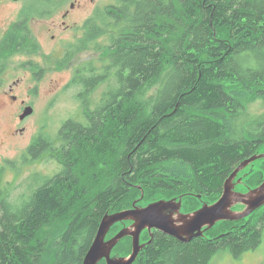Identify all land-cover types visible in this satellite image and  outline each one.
<instances>
[{
	"label": "trees",
	"instance_id": "1",
	"mask_svg": "<svg viewBox=\"0 0 264 264\" xmlns=\"http://www.w3.org/2000/svg\"><path fill=\"white\" fill-rule=\"evenodd\" d=\"M64 1L30 0L23 11L49 16ZM109 19L105 73L76 77L91 89L107 84L91 122L65 124L61 169L26 198L14 204L0 191V264H82L106 214L129 210L141 193V206L178 195L186 211L213 203L233 170L264 149V112L251 117L245 105L264 102V0H116L86 22L93 31L80 46ZM47 144L36 137L27 151L36 159L55 148ZM261 162L249 186L263 182ZM263 229L260 209L221 222L207 235L222 238L210 243L154 232L133 264H207L219 247L236 255L257 246ZM122 242L114 252L126 256L131 243Z\"/></svg>",
	"mask_w": 264,
	"mask_h": 264
},
{
	"label": "rangeland",
	"instance_id": "2",
	"mask_svg": "<svg viewBox=\"0 0 264 264\" xmlns=\"http://www.w3.org/2000/svg\"><path fill=\"white\" fill-rule=\"evenodd\" d=\"M18 1L19 2L17 3H13V0H0V25L4 24V22L8 23L12 21L13 16L17 14L21 8H24L28 2H30V0ZM115 3L116 0H67L62 2L60 8L50 13L49 16L35 18L32 21L31 28L33 37L35 38L34 41H36L35 44L37 45V50L32 52V56L29 57V59L33 62V66L31 68L33 75L31 80H24L25 74H23L22 70H20L19 66L17 65L25 59V56L20 57L17 55L12 59V62L16 63L14 64V66L16 65L14 77L17 76V78H22L23 80V87L21 89L19 88L20 90L17 89L15 92L18 94L19 101L22 99H27L25 86L28 85V82H31L30 85L32 87V96L26 100L27 103H31L33 108L31 117L27 118L23 123L12 118H10L12 119L11 121L8 120V116L6 117L5 112L7 99L4 95H0V191L5 192V194L8 196L7 201L18 204L23 198H26L30 194V190H32V188H35L38 184H40V180L42 178H51L56 172L59 171L58 163H60L59 160L62 159L60 157L58 159L56 158V146L62 139L60 137L61 133L66 129L65 124L69 120H79L82 113V100L84 98V95L82 94H85L90 89L88 87L86 88L81 86V83L71 84L73 82L71 79L75 69L80 66V62H77L76 59L74 60L73 56V53L75 54L78 52V50L76 51L78 47H75V50L69 55L70 61L67 60L65 55H62L63 59L61 61L58 62L56 60L61 57V54L66 47L64 45V48H60L56 41H58L60 38H65L67 41L76 39L74 33L69 32L64 35L61 34L64 26L82 25L85 19H88L91 14H93V12L95 14L97 10H102L103 8L109 5H114ZM70 4H74V7L69 15L64 17L63 14L66 11H69ZM62 22H64V26H61ZM52 35L56 36V41H52ZM105 42L106 40L103 36L100 39H96L88 43L86 55H94L96 58V66H101L103 58L107 55L106 50L101 48V46L105 47ZM94 46L96 49H100L94 50ZM82 58L84 59V57ZM106 86L107 84H105V82H101V84L97 83L94 85L93 89H90L88 92L89 98L87 100L88 104L90 102L89 108L93 107L94 104L98 102L100 96L105 91ZM151 93L152 90L149 92V94ZM245 105L246 110L251 117L264 112V102L262 100H249L248 102H245ZM19 112L20 110H18V113ZM22 127L23 130L18 131L16 135L13 136L14 129H21ZM36 137H40V139L45 140V142H47L49 145H53L55 148L52 149L55 150L52 151L53 154L50 155H48L47 151L45 150L43 151L44 154H40L42 156H39L36 159L31 157L32 159L30 158L31 160L29 161L27 160L28 155L25 154V152ZM259 154H264V149L260 150V152L255 155ZM261 160L262 159H258L254 161L237 176V178L234 180L233 191L238 189L235 190V192L240 193L242 184L246 182L245 178L247 174H249L250 170H256L262 163ZM84 166L86 167L87 164L84 163ZM79 172L81 173V169ZM86 178L87 176H84V179ZM238 179H240V183H237ZM142 197L143 193H141L140 198H136L132 202L130 209H132L134 206L139 208L147 206L148 204H144L143 206L140 205V199ZM175 198L172 199H175L176 202L181 201L182 206L185 204V202H188L187 198H183L180 195ZM197 199H199V197H197ZM205 202L206 200H203L200 202V204L207 205ZM182 206L180 211L182 215L191 214L198 210L196 209L194 211H186L183 210ZM242 206L243 205L238 204L236 207L233 206L236 208L235 210L232 209L233 207L231 209L235 212H242L245 208ZM247 218L243 220H247ZM126 222L118 224L120 230L127 227ZM217 226L213 225L211 229L217 228ZM145 236L150 238L145 243V245H148L152 241L151 233H145ZM125 238L129 240V237ZM195 238L204 240L205 236L202 233L201 236H194L192 240ZM122 241L123 239L120 240L116 245H119V250L122 249V247L126 244ZM144 241H146L145 237ZM262 242L264 243V231L262 233ZM181 243L185 244L184 242ZM224 251L235 256V254L228 250ZM128 255H130V253L123 257H127ZM236 262L237 261H232L231 257L224 255L220 256L219 258L216 256L212 264H264V255L263 252L256 250L254 252L244 254L241 258V261L238 263Z\"/></svg>",
	"mask_w": 264,
	"mask_h": 264
},
{
	"label": "flooded vegetation",
	"instance_id": "3",
	"mask_svg": "<svg viewBox=\"0 0 264 264\" xmlns=\"http://www.w3.org/2000/svg\"><path fill=\"white\" fill-rule=\"evenodd\" d=\"M17 2H19V1H13V3H17ZM73 7H74V4H70L69 11H66L63 14V16L64 17L68 16L69 13L72 11ZM24 8H21L20 11L13 16L12 21H10L8 23L4 22V24L0 25V33H1L0 34V95H4L6 97V99H7V104L5 105V108H6L5 112H6V117L8 116L7 117L8 120L11 121L12 119H14V120H18L21 123H23L27 118L31 117V115H32V114H30L29 116H26L23 119H21V116L23 115L24 111L27 108H29V107L32 108L31 103L30 102L27 103V101H26L28 98H31V96H32V87L30 85L31 82H28V85L25 86L27 99L26 100L22 99V100L19 101L18 100V94H16L15 92H16L17 89H19V88L21 89L23 87L22 86L23 85V80H22V78L21 79L17 78V76L14 77V75H15L14 73H15V69H16V67H15L16 65L14 66V64H16V63H13L12 59L15 56H17V55L20 56V57H24L25 56L24 57L25 59L22 60L17 65L19 66V69L22 70L23 74H25L24 80L25 81L27 79L31 80L32 79V75H33L32 74V70H31V68L33 66V62H32V60L29 59V57L32 56V54H33L32 52H34V50H33V40H35V38L33 37L32 28H31V24H32V21L34 19L31 17L30 13L23 11ZM93 15H94V12H93V14H91V16L88 19H85V21L83 22L82 25H79V26L78 25H76V26H74V25H68V26L66 25V26H64L63 25L64 22H62L61 26H64V28H63V31H62L61 34L64 35V34L69 33V32L70 33H74V35L76 36L75 40L73 39V40L67 41V39H65V38H60V39H58V41H56V39H57L56 36H53V35L51 36L52 41H56L57 45L60 48L61 47L64 48V45L66 46L65 50L61 54V57L56 59L58 62L63 59L62 55L63 56L65 55L67 60L70 61L69 55L75 50V47H78L76 49V51L78 50V52L75 53L76 55L73 53V56H74V60L76 59L77 62H80V64H79L80 66L75 69V72H74L73 77H72L71 80L73 81L74 79H78L77 82L79 84L81 83V86L86 87V88H87V85L84 82H82V79L76 78V77H80V76L91 77V75L93 73H96V71H99L100 74H101V76L99 78H101L103 76V73H105V71H106V70L102 69V67L104 65V62L101 63V66H96V61H95L96 58L94 57V55H92V56L86 55L87 46H88L89 42L87 44L83 45V46H80V44H79L80 40H82L83 38L86 37L87 30L93 31V29H91V26L85 25L86 22H88V20ZM90 23H92V24L96 23L95 19L91 20ZM107 23H108L107 28H104V32L105 33L100 35L97 39H100V38H102L104 36L105 40H106L105 45L109 47V46H111L110 36L113 33V29H112V25H111V20L110 19L107 21ZM90 42H92V41H90ZM93 49L95 50L96 47L94 46ZM108 54L109 53H107L106 56H108ZM82 57H84V59ZM108 63H109V60L107 61L106 65H108ZM76 72L77 73L79 72V73L77 74ZM105 78H107L106 80H110L111 77L106 73V76L104 77V80H105ZM92 80H97V79L95 77ZM90 89H91V87H90ZM90 89L88 90V92L90 91ZM88 92H86L84 94V98L82 100L83 101L82 113L80 115L79 120H77L76 122H80V123H84L85 121L91 122L90 121V119H91V110H93V108L96 107L95 105L97 104V102L94 104L93 107L89 108L90 102H89V104L87 102V100L89 98L88 97V95H89ZM18 110H20L19 113H18ZM32 110H33V108H32ZM32 113H33V111H32ZM10 118H12V119H10ZM22 130H23V127L21 129H14V131H13L14 135L13 136H15L18 131H22ZM59 144L61 146H63L64 141H62V139H61L59 141L58 145ZM28 148H29V146H28ZM54 150L55 149H52V148L49 147L47 149V154L48 155L53 154L52 151H54ZM57 151L60 152L61 149H57ZM25 154L28 155L27 160L30 161L32 158L29 155L28 151H26ZM43 154H44V152H43ZM0 167H1V164H0ZM58 167H60L59 169H61V167H62L61 164H58ZM253 188H255V187L249 186L247 183H243L242 186H241L240 193H246L250 189H253ZM235 190H238V189H235ZM4 196H7L5 194V192H3V196L1 195V197H4ZM220 196H221V194H220ZM205 200H206L205 203L207 205L212 204L209 201H207V199H205ZM202 201L200 200V202H202ZM201 206H202V204H200V206L195 208L194 210L199 209ZM236 206H238V205H236ZM236 206H234V207H236ZM234 207L232 208L233 210L236 209ZM260 209H264V206L261 207ZM260 209H258V210H260ZM194 210H192V211H194ZM180 211H181V209H180ZM126 224H127L126 226L129 227L131 225V222H126ZM219 224L220 223L218 222V223L215 224V226H217ZM214 229H211V230L207 229V226H204L202 228V233L205 236L204 241L210 243L209 241H212L214 239L217 240V239H221L222 238L223 233H220V234L218 233L217 235H215L213 237L207 235V233H209L210 231H213ZM119 230L120 229H119L118 224L113 226L111 228L110 232L108 233V235L106 236L105 240L111 239L113 236H115V234L118 233ZM263 231H264V229H263ZM154 232H159V231L152 230L151 231V236L153 235ZM145 233H148V231L145 230V231H143L140 234L139 242H140L141 245H144V246L139 251L138 255H140L141 251L144 250L145 243L150 239V238H148L147 241H144ZM159 233H161V232H159ZM161 234H163V233H161ZM165 236H167V235H165ZM167 237H169V236H167ZM152 238H153V236H152ZM169 238H171V237H169ZM124 239H126V238H124ZM196 239L200 240L199 238H195V239H193L190 242L185 243V244L193 243ZM129 240H130V243H131L132 242V238L129 237ZM174 240L176 241V239H174ZM114 249L111 252V257L112 258H116L117 256L119 257L120 256L119 253L114 252ZM224 250L225 249H222L221 247L215 249L214 253H212V255L209 256L207 264H212V262H213V260L215 259L216 256L219 258L220 256L227 255V256L231 257L232 261H234V262L237 261L236 263H238V262L241 261V258H242V256L244 254H247V253H250V252H254L256 250H259V251L263 252V255H264V243L261 240V242L257 246H253L251 248H247L244 251H242L241 253L236 254L235 256L229 254V252H226ZM130 254H131V252H130ZM120 257H123V255L120 256ZM102 262L105 263L104 260H102L99 264H101Z\"/></svg>",
	"mask_w": 264,
	"mask_h": 264
},
{
	"label": "water",
	"instance_id": "4",
	"mask_svg": "<svg viewBox=\"0 0 264 264\" xmlns=\"http://www.w3.org/2000/svg\"><path fill=\"white\" fill-rule=\"evenodd\" d=\"M32 111L31 107L27 108L21 119L29 116ZM258 159H264V154L254 155L240 163L224 181L222 194L218 200L212 205H202L191 214L182 215L180 213L181 201L176 202L175 199L158 200L145 207L134 206L129 210L106 214L101 219L82 264H99L102 260L105 264H133L144 246L140 244L139 238L145 230L150 233L152 230H157L180 242L187 243L194 236H201L204 226L211 229L213 225L221 221L238 222L247 218L264 206V180L259 186L246 193L233 191L234 180L240 172ZM237 183H240V179ZM238 204L245 207L242 212H235L231 209ZM126 221L131 222L129 227L121 229L111 239L105 240L113 226ZM125 237L132 238L131 254L127 257L112 258V250Z\"/></svg>",
	"mask_w": 264,
	"mask_h": 264
}]
</instances>
